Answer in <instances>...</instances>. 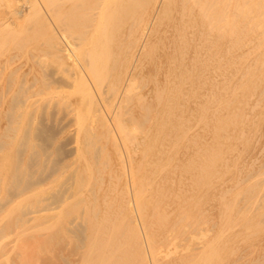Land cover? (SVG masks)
<instances>
[{"label": "bare ground", "instance_id": "6f19581e", "mask_svg": "<svg viewBox=\"0 0 264 264\" xmlns=\"http://www.w3.org/2000/svg\"><path fill=\"white\" fill-rule=\"evenodd\" d=\"M26 1H0V264L21 234L42 264L264 245V0Z\"/></svg>", "mask_w": 264, "mask_h": 264}, {"label": "rangeland", "instance_id": "374dc122", "mask_svg": "<svg viewBox=\"0 0 264 264\" xmlns=\"http://www.w3.org/2000/svg\"><path fill=\"white\" fill-rule=\"evenodd\" d=\"M1 2H2V8L3 9H5V10H7V11H9V10H11V9H13V8H15V7H20V6H22V5H24L23 3L25 2V4L27 3V1L25 0H12L13 1V3H14V6L12 5H10V2H9V0H0ZM8 2H9V4H8ZM17 5V6H16ZM9 6V7H8ZM206 121L208 122V123H211L212 122V120H210L209 118L208 119H206ZM246 233L244 234L243 233V235L242 234H240L239 236H237L235 239H233V240H231L232 241V245L230 246L229 244V246L230 247H228V250H227V252L226 253H224V255H223V261H224V264H231L230 262H229V260H234V259H236L237 258V253L239 254L240 252H241V250L242 249H244L245 248V246L247 247V246H250L252 243H253V245H256V239H254V235H252L251 236V239H252V241L250 240V239H247L246 238ZM11 237H14V238H12V241H11V243H9V247L7 248V250H8V253L9 254H7L9 257H10V259H13V260H15L16 261V263L17 264H22V263H25V264H42V262L40 261V258H41V256H43L44 255V252H45V250H46V247H45V245L43 244V243H41L40 241H41V239L39 238L38 240H40V241H38V240H36L37 239V237L36 238H33V237H30V236H27V235H25V234H21L20 236H12L11 235ZM16 237V238H15ZM21 237H23V238H21ZM241 238H242V240H241ZM243 238H244V240H243ZM16 239V240H15ZM20 240V241H19ZM240 240V241H239ZM22 241V242H21ZM30 241V242H29ZM248 241H249V243H248ZM15 242V243H14ZM23 242H24V245H23ZM27 242V243H26ZM248 243V244H247ZM11 244H12V246H11ZM39 244V245H38ZM19 245V246H18ZM27 245V247H25ZM22 246V247H21ZM35 248H33V247ZM36 246V247H35ZM40 248H39V247ZM233 246H235V247H233ZM237 246H238V249H236L237 248ZM11 247H12V250H11ZM20 247V248H19ZM44 247V248H43ZM233 247V248H232ZM244 247V248H243ZM256 248L255 249V252H254V254L253 255H255V256H257L258 254H261L262 252L261 251H263L264 250V245H261V246H259L258 244L256 245V246H251V248ZM262 247H263V249H262ZM22 248V249H21ZM25 248V249H24ZM232 248V249H231ZM33 249V250H32ZM235 249V250H234ZM262 249V250H261ZM21 250V251H20ZM231 250V251H230ZM240 250V251H239ZM14 251V252H13ZM18 251V252H17ZM36 251V252H35ZM39 251V252H38ZM44 251V252H43ZM234 251V252H233ZM12 252V253H11ZM232 252V253H231ZM15 253V254H14ZM20 253V255H19V257H17V254H19ZM32 253H33V255H32ZM236 253V254H235ZM38 255V256H37ZM40 255V256H39ZM37 257H38V259H37ZM22 258V259H21ZM229 258V259H228ZM24 260L25 262H22V261ZM241 261H239V260H237L234 264H264V261H261V260H256V261H252V260H247V261H249V262H244L246 259H240ZM259 261V262H258ZM258 262V263H257Z\"/></svg>", "mask_w": 264, "mask_h": 264}]
</instances>
